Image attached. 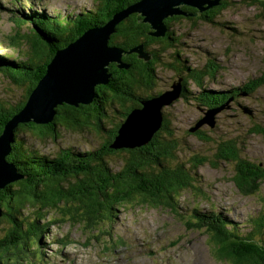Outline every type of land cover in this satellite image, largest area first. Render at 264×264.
I'll list each match as a JSON object with an SVG mask.
<instances>
[{
    "label": "rangeland",
    "instance_id": "obj_1",
    "mask_svg": "<svg viewBox=\"0 0 264 264\" xmlns=\"http://www.w3.org/2000/svg\"><path fill=\"white\" fill-rule=\"evenodd\" d=\"M249 1L231 0L212 24L187 19L170 23L178 43L162 58L177 49L188 65L195 68H204L208 59L220 65L217 74L213 78L205 77L201 86L187 80L185 98L177 97L172 102L166 99L160 107L163 120L166 117L170 122L178 144V160L186 163L192 176L189 186L174 194L167 205L144 204L138 199L117 205L109 216L111 220L102 221L93 232L84 228H96V222L86 225L78 222L80 219L63 215L60 210H47L40 222L55 221V224L46 229L38 242L30 243L29 251L20 250L5 264H234L220 255L226 244L212 241V232H216L219 225L217 217L227 220V228H238L242 237L250 235L248 242L264 253V177L257 179L252 192H243L232 179L239 163L227 162L218 154L222 143L233 141L239 157L249 159L264 171V83L253 86L246 83L252 77L259 79L264 74V18L259 8L249 5ZM104 2L0 0V55L25 60L33 48L39 47H36L33 33L23 39L19 37L29 29L26 25L19 27L12 18L35 17L36 13L45 14L47 18L48 14L52 17L46 19L45 25L59 30L79 14L89 10L96 12ZM10 9L16 10L13 16ZM47 53L39 52L37 57L49 56ZM170 61L168 57L166 62ZM176 78L174 68L159 66L152 88L162 92L155 95L169 92L168 99L175 96L172 84L178 81ZM28 83L10 80L0 74V104L17 107L26 98ZM203 90L220 92L223 98L206 102L201 95ZM232 94H235L233 101L214 115L213 126L203 124L193 130L205 112L224 105ZM147 98L150 96L142 98L140 103ZM117 109L118 106L109 108L100 123L87 124L86 119L79 127L60 123L53 135L43 137L30 128L19 134L26 140L25 147L43 155L54 156L67 147L88 151L106 139L111 123L120 120ZM153 115L155 120L151 122V129L158 123V115ZM98 124L99 131L96 130ZM131 134L128 138L122 135L119 142L136 144L147 139L144 132L140 136L138 130ZM108 159L110 164L117 166L116 169L120 167L118 157L109 156ZM194 208L209 219L213 217V222L200 225L194 219ZM26 214L30 215L24 212ZM9 227L7 221L1 222L0 238L8 234ZM262 259L260 263L264 264Z\"/></svg>",
    "mask_w": 264,
    "mask_h": 264
},
{
    "label": "trees",
    "instance_id": "obj_2",
    "mask_svg": "<svg viewBox=\"0 0 264 264\" xmlns=\"http://www.w3.org/2000/svg\"><path fill=\"white\" fill-rule=\"evenodd\" d=\"M135 1L137 0H105L96 12L89 10L85 14H79L59 30L45 25L48 23L46 19L52 17L48 14L47 18L45 14L36 12L35 17L28 15L22 19L12 18L19 27L26 25L29 29L19 37L23 39L33 33L36 47H39L33 48L32 54L28 59L25 57V60L0 55V74L10 80L30 83L25 100L17 107L0 104V134L5 123L23 108L29 93L45 74L46 64L59 48L76 40L89 27L107 22L119 13L121 8L124 13L125 7ZM230 2L231 0H220L219 4L210 6L205 3L203 10L181 5L180 10L188 15L175 14L164 18V24L169 27L162 36L154 35L155 29L151 24L143 21L142 15L128 9L127 15L124 13L107 43L109 47L123 50L125 54L120 55V62L108 63V82L94 86L92 100L77 106L59 104L54 108L52 119L46 123L28 121L17 124L14 128L16 139L6 159L14 164L22 178L4 183L0 188V220L10 224L8 234L0 238V264H5L20 250L29 251L30 243L33 240L38 242L40 236L46 234V229L55 224V221L40 222L47 210H60L63 215L80 219L78 222L86 225L92 221L96 222V228H84L93 232L98 230L102 221L111 220L109 216L117 205L121 206L133 199L154 206L167 205L174 198V194L189 186L192 176L187 171L186 163L178 160V144L166 117L161 121V128H156L157 130L141 144L117 147L114 145L118 129L130 110L140 107L142 98L162 92L153 91L152 88L159 66L174 68L176 79H183L184 91L180 95L183 98L187 93V80L201 86L205 77L213 78L217 74L220 65L209 59L201 69L188 65V61L177 49L170 51V54L164 55L163 58L162 55L178 43L177 34L170 23L172 25L185 19L215 23L220 12L227 8ZM248 4L259 8L260 15L264 18V0H251ZM14 11L16 10L10 9L12 16ZM139 48L149 56L147 60L140 57L136 51ZM44 49L49 50V56L38 58L39 52L48 54ZM168 57L171 58L170 62H166ZM120 64H123L122 67H119ZM246 83L252 86L257 83L261 85L264 83V74L258 82L249 80ZM207 91L211 90H203L201 94L206 102L223 98L219 95L220 92L212 91L213 93L209 94ZM113 106H118L117 115L120 120L116 119L111 123L106 139L98 147L88 151L67 147L54 156L43 155L25 147L26 140L19 134L23 129L30 128L45 137L53 135L60 123L69 127H79L83 119H86L87 124L100 123L109 112L108 109ZM96 130H100V124ZM255 131L259 133L257 129ZM218 154L227 162L239 163L232 179L243 192H252L257 179L264 177V171L258 168L257 164L238 156L233 141L222 143ZM109 156L120 159L119 168L116 169L117 166L110 164ZM24 212L30 215H24ZM192 213L200 225L213 222V217L209 219L197 208H194ZM217 222L219 225L216 226L217 231L212 232V241L215 244H226L220 255L232 260L234 264H261L264 253L248 242L250 235L242 237L238 228H227L229 225L223 217H217Z\"/></svg>",
    "mask_w": 264,
    "mask_h": 264
},
{
    "label": "water",
    "instance_id": "obj_3",
    "mask_svg": "<svg viewBox=\"0 0 264 264\" xmlns=\"http://www.w3.org/2000/svg\"><path fill=\"white\" fill-rule=\"evenodd\" d=\"M219 1L138 0L128 6V8L126 7L124 13H128V9L132 12H138L144 17L143 21L149 22L152 28L155 29L154 35L162 36L168 31V27L163 21L164 18L175 14H187L180 10L181 5L194 6L199 10H203L205 3L210 6L219 4ZM124 13L119 11L107 22L89 27L76 40L55 52L54 57L46 66L45 74L31 91L23 108L5 123L3 132L0 134V188L4 186V183L22 178L14 164L6 159V156L11 152L14 141V128L19 122H49L55 114L54 108L57 105L66 103L77 106L79 103H89L93 97L94 86L98 83L105 84L108 82L109 75L106 70L109 61L120 62V53H125L120 49L109 47L107 44L110 34L115 32V26L124 17ZM136 51L139 52L140 57L144 60L149 58L141 48L136 49ZM122 65L120 64L119 67H122ZM181 81L182 78H179L177 82L172 84L173 88L175 87L176 94L171 99L167 98L169 92H163L164 94L153 95L149 99L142 100L140 107L133 108L118 129L114 147L141 144L119 142L122 135L124 138H128L131 137V133L138 130L140 136L144 132L146 138H149L155 130L160 128L163 120V114L160 110L161 104L166 99L172 102V99L181 97L180 95L184 91ZM222 107L223 105L217 106L205 112L193 130L203 124L213 126L215 123L214 115ZM249 113L251 114V111ZM153 114L158 115V123L153 124L154 126L151 129V122L155 120ZM146 138H141L140 140H145Z\"/></svg>",
    "mask_w": 264,
    "mask_h": 264
},
{
    "label": "flooded vegetation",
    "instance_id": "obj_4",
    "mask_svg": "<svg viewBox=\"0 0 264 264\" xmlns=\"http://www.w3.org/2000/svg\"><path fill=\"white\" fill-rule=\"evenodd\" d=\"M249 80H250V82H258V81L260 80V78H259V79H258V78L255 79L254 77H252V78L249 79ZM230 93H231V92H230ZM234 96H235V94H232V95H231L228 104H229L231 101H233ZM228 104H227V105H228ZM222 109H224V108H222Z\"/></svg>",
    "mask_w": 264,
    "mask_h": 264
},
{
    "label": "bare ground",
    "instance_id": "obj_5",
    "mask_svg": "<svg viewBox=\"0 0 264 264\" xmlns=\"http://www.w3.org/2000/svg\"><path fill=\"white\" fill-rule=\"evenodd\" d=\"M135 13H136V12H135ZM182 81H183V79H182ZM182 81H181V83H182ZM182 84H183V83H182ZM182 86H183V85H182ZM207 92H209L210 94L213 93L212 91H207ZM151 97H152V96H151ZM180 98H181V97H180ZM228 102H229V100H228ZM228 102L225 103V104L223 105L222 108H225V106H227ZM140 104H141V103H140ZM167 105H168V106H172L173 104H172V103H171V104H170V103H167ZM15 138H16V137H15V135H14V141H15ZM14 141H13V143H14ZM13 143H12V144H13Z\"/></svg>",
    "mask_w": 264,
    "mask_h": 264
}]
</instances>
